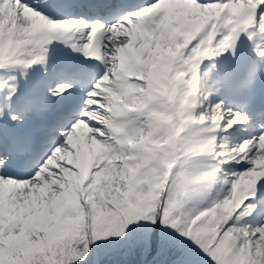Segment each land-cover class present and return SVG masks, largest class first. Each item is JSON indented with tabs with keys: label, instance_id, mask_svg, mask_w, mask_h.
Segmentation results:
<instances>
[{
	"label": "snow or ice",
	"instance_id": "obj_1",
	"mask_svg": "<svg viewBox=\"0 0 264 264\" xmlns=\"http://www.w3.org/2000/svg\"><path fill=\"white\" fill-rule=\"evenodd\" d=\"M145 261L264 264V0H0V264Z\"/></svg>",
	"mask_w": 264,
	"mask_h": 264
}]
</instances>
